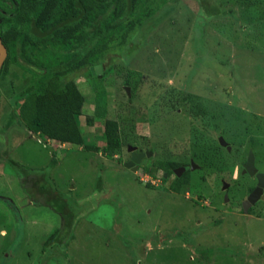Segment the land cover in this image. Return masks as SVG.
<instances>
[{
    "label": "rangeland",
    "instance_id": "rangeland-1",
    "mask_svg": "<svg viewBox=\"0 0 264 264\" xmlns=\"http://www.w3.org/2000/svg\"><path fill=\"white\" fill-rule=\"evenodd\" d=\"M158 1L136 9L153 14L102 68L91 61L98 74L66 78L84 98V143L97 151L22 127L20 94L40 71L18 59L0 79V264H264V188L239 210L255 185L242 172L247 157L264 172V0H210L221 12L212 18L198 0ZM185 95L204 115L180 105ZM106 131L118 155L101 152ZM128 147L150 153L133 170ZM154 160L188 166L187 183L170 191Z\"/></svg>",
    "mask_w": 264,
    "mask_h": 264
},
{
    "label": "trees",
    "instance_id": "trees-1",
    "mask_svg": "<svg viewBox=\"0 0 264 264\" xmlns=\"http://www.w3.org/2000/svg\"><path fill=\"white\" fill-rule=\"evenodd\" d=\"M147 1L0 0V42L6 53L0 65V79L10 64L18 65V59L26 66L19 65L23 71L32 66L41 73L36 83L26 86L20 94L17 117L27 132L59 144L97 151L96 147L84 143L78 123L84 98L74 80L66 78L85 67L87 76L91 77L87 69L91 61L101 66L112 48L124 44L145 16L153 14V9H148L144 16H134L142 3L151 2ZM164 1L159 0L156 7ZM198 7L209 18L220 16V9L210 0H198ZM227 13L232 15L230 10ZM105 73V69L102 70V74ZM185 100L192 105V117L204 115L203 104L196 96H182L181 106ZM107 131L104 136L110 144L100 150L106 157L118 155L121 144L114 132ZM150 165L168 178L170 170L180 164L154 160ZM187 173L188 169L179 178L174 177L169 190L176 193L186 184ZM167 178L161 177V181L166 182ZM38 192L41 196L45 193L42 189ZM56 211L62 218V228L66 229L64 203L58 205ZM62 228L53 231L43 244L58 238L59 233L64 232Z\"/></svg>",
    "mask_w": 264,
    "mask_h": 264
},
{
    "label": "water",
    "instance_id": "water-1",
    "mask_svg": "<svg viewBox=\"0 0 264 264\" xmlns=\"http://www.w3.org/2000/svg\"><path fill=\"white\" fill-rule=\"evenodd\" d=\"M4 57H5V49L0 42V65L2 64ZM90 72L92 74H95V75L98 74L100 72L99 67L95 66L93 68H90ZM219 143L221 146H225L224 143L221 142V139L219 140ZM134 150L135 149L131 148V147L127 148V151L132 152V153L130 155V159L123 164L125 168L133 170V168H135V164H138L142 158L149 157V155H150V153H141V152L134 153L133 152ZM183 170L184 169L182 168L181 171H183ZM242 172L243 173L245 172L249 176H253L255 174L256 170L253 167L252 157H250V156L247 157V159L243 165V171ZM179 175L180 174H178V173L176 174V176H179ZM255 178H256V185H255L254 189L252 190V192L247 196V198L244 201V202H246L245 205H247V206H249L250 204L254 203L257 200L258 196L261 194L262 189L264 187V172L263 173H257L255 175ZM243 210H245V209H243Z\"/></svg>",
    "mask_w": 264,
    "mask_h": 264
},
{
    "label": "flooded vegetation",
    "instance_id": "flooded-vegetation-1",
    "mask_svg": "<svg viewBox=\"0 0 264 264\" xmlns=\"http://www.w3.org/2000/svg\"><path fill=\"white\" fill-rule=\"evenodd\" d=\"M134 153H136V152H140V151H138V150H134L133 151ZM131 153L132 152H128V160L130 159V155H131ZM127 160V161H128ZM184 165H182V164H180L178 167H175V168H172L171 170H170V175H169V177L167 178V175L166 174H164V173H162V178L163 179H166L167 178V180H166V182L167 181H169V180H173V178L175 177V178H179L183 173H184V171L188 168V166L187 167H183ZM184 169L183 171H181V169ZM256 170V169H255ZM180 174L179 176H176V174ZM257 173H263V172H258V171H256L255 172V174L253 175V178H254V181H255V185H256V178H255V175L257 174ZM255 185L252 187V188H250L249 189V192H247V194H246V196L244 197V199L239 203V210H241L242 211V213H246L247 214V212L251 209V207L252 206H254L255 204H256V202L258 201V200H260V199H262L263 198V195H259L258 196V198H257V200L254 202V203H252V204H250L249 206H247V205H245L246 204V202H244L245 201V199L247 198V196L252 192V190L254 189V187H255ZM264 188V187H263ZM263 190V189H262ZM225 196V199H226V197H227V195L225 194L224 195ZM224 199V200H225ZM245 207V208H244ZM243 209H245V210H243Z\"/></svg>",
    "mask_w": 264,
    "mask_h": 264
},
{
    "label": "built area",
    "instance_id": "built-area-1",
    "mask_svg": "<svg viewBox=\"0 0 264 264\" xmlns=\"http://www.w3.org/2000/svg\"><path fill=\"white\" fill-rule=\"evenodd\" d=\"M147 178H148V177H147ZM148 180L151 181L150 178H148Z\"/></svg>",
    "mask_w": 264,
    "mask_h": 264
}]
</instances>
